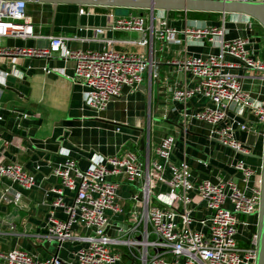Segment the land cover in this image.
I'll list each match as a JSON object with an SVG mask.
<instances>
[{
	"label": "built area",
	"instance_id": "2783aa9c",
	"mask_svg": "<svg viewBox=\"0 0 264 264\" xmlns=\"http://www.w3.org/2000/svg\"><path fill=\"white\" fill-rule=\"evenodd\" d=\"M28 5L26 0H0V56L47 60L61 56L72 61L71 75L64 68L44 65L42 69L47 74L61 73L84 86L86 106L96 113L105 111L125 86H140L144 73L154 65V39L176 43L177 34L182 32L190 41L208 40L215 52L171 61L192 79L190 84L174 88L172 98L183 104L184 129L189 131L196 125L211 141L230 150L234 155L224 154L225 161L235 172L229 177L222 173L217 181L201 178L194 173L193 164L207 165L209 158L185 151L181 160L176 159L177 138L172 134L161 138L154 158L150 153L144 158L125 150L93 158L84 168L77 157L67 153L60 162L50 164V175L58 182L45 190L49 213L41 235L56 240L59 249L65 242L79 244L71 250L72 258L58 253L43 258L14 248L0 250V264H256L261 176L251 186L256 171L242 158L253 154L257 137H264V91L253 93L246 87L248 81H264L262 37L253 28L255 19L245 16L244 27L228 37L225 18L218 26L183 31L169 27L165 19L160 26L155 25V11L115 18L109 28L141 32V40L130 42L150 44V57L117 50L114 44L118 40L111 38H104L100 49L71 48L67 45L70 37L56 34L45 37L46 46H3V38L43 37L36 32ZM96 29L104 32L103 27ZM10 75L4 73L5 78ZM196 97L206 99V104L191 106ZM2 109L0 104V123L5 120ZM9 112L18 115L19 127L29 118L27 112ZM238 133H245L246 139H240ZM16 139L11 143L20 147ZM40 168L37 165V171L30 170L0 152V180H9L24 190L41 189ZM123 185L133 187L128 196L120 193ZM21 197L19 192L10 195V188H5L0 201L17 206ZM58 210L63 217L57 215ZM203 210L208 214L195 215ZM119 216L122 220H117ZM10 227L17 228L14 223ZM239 235L246 240L241 241Z\"/></svg>",
	"mask_w": 264,
	"mask_h": 264
},
{
	"label": "crops",
	"instance_id": "0c3cea01",
	"mask_svg": "<svg viewBox=\"0 0 264 264\" xmlns=\"http://www.w3.org/2000/svg\"><path fill=\"white\" fill-rule=\"evenodd\" d=\"M84 12L81 13L80 9ZM152 11L130 9V14L149 15ZM28 14L31 16L40 39L9 37L2 39L5 47L46 46V36L50 34L70 37L67 45L71 48L100 49L104 38L116 39L115 48L120 51L135 52L150 57L151 46L132 43L144 36L137 31H123L109 28L117 17V8L107 6H78L73 4L30 3ZM155 25L165 19L169 27L185 30L192 27L218 26L226 19L228 37L236 36L244 27L246 17L239 14H216L209 19H195L183 14H169L155 10ZM128 16V15H127ZM152 21L147 20L150 26ZM97 27L104 32L98 33ZM179 42L167 43L159 39L153 42L152 69L144 73L143 81L136 89L125 86L122 94L114 98L101 113L91 110L85 103V87L74 83L61 73L47 74L44 65L64 68L67 74L73 73V62L61 56L47 60L37 57L0 56L1 107L5 120L0 123V152L8 159L24 163L30 170L38 171L41 189L24 190L9 180H0V195L10 188V195L16 192L22 197L16 206L0 201V250L7 251L22 248L46 258L58 253L70 260L71 250L79 244L65 242L59 249L56 240L43 237L49 206L45 190L56 185L58 180L50 175V164L60 162L67 153L80 160L87 167L93 158L106 157L131 150L141 157L150 153L154 158L155 146L166 134L177 138L175 158L182 159L184 152L202 158H209V164H193V171L201 178L217 181L222 173L229 177L235 171L225 161V155L234 154L221 144L211 141L204 132L193 125L189 131L184 129L181 119L183 104L172 98V90L190 84V75L180 71L173 63L174 59H183L186 55H201L216 51L208 40L190 41L183 33H178ZM157 69L158 76H153ZM10 72L9 77L4 76ZM156 72V71H155ZM253 93L264 91V81L251 80L246 84ZM204 98H193L191 106L198 108L206 104ZM29 113V118L17 126L18 115L9 112ZM246 117L253 120L252 115ZM240 139H246L245 133H238ZM15 138L20 147L11 143ZM263 136L256 139L252 155L242 157L256 174L251 178V186L257 184L262 173ZM142 142L144 143L142 148ZM239 156V155H238ZM237 156V157H238ZM241 157V156H240ZM45 176H49L44 180ZM224 176V177H225ZM133 187L123 185L120 193L128 196ZM69 194V193H68ZM208 214L207 210L195 212L197 217ZM57 215L63 217L62 210ZM117 220H122L119 216ZM256 221V219H253ZM17 228L12 229L11 224ZM201 228L199 224H196ZM241 241L244 236L239 235Z\"/></svg>",
	"mask_w": 264,
	"mask_h": 264
},
{
	"label": "water",
	"instance_id": "95a60500",
	"mask_svg": "<svg viewBox=\"0 0 264 264\" xmlns=\"http://www.w3.org/2000/svg\"><path fill=\"white\" fill-rule=\"evenodd\" d=\"M30 3L73 4L78 6H107L122 9H148L152 12L201 11L222 14H239L254 18L264 27L263 0H26ZM144 143L142 142V148ZM261 173V197L258 210L257 225V257L256 264H264V138ZM114 235L113 232H110Z\"/></svg>",
	"mask_w": 264,
	"mask_h": 264
},
{
	"label": "rangeland",
	"instance_id": "374dc122",
	"mask_svg": "<svg viewBox=\"0 0 264 264\" xmlns=\"http://www.w3.org/2000/svg\"><path fill=\"white\" fill-rule=\"evenodd\" d=\"M130 13V9H122V8H118L117 9V15L119 16H127ZM253 28L256 31V33L258 35H260L262 37V42H260V48L262 49L261 51V57L264 58V27L257 21L254 20L253 21Z\"/></svg>",
	"mask_w": 264,
	"mask_h": 264
},
{
	"label": "trees",
	"instance_id": "16d2710c",
	"mask_svg": "<svg viewBox=\"0 0 264 264\" xmlns=\"http://www.w3.org/2000/svg\"><path fill=\"white\" fill-rule=\"evenodd\" d=\"M183 14V13H187L188 16H190L191 18H195V19H209L212 16L216 15V14H222V13H217V12H201V11H170L169 14Z\"/></svg>",
	"mask_w": 264,
	"mask_h": 264
}]
</instances>
